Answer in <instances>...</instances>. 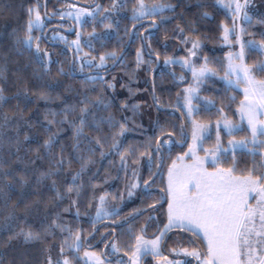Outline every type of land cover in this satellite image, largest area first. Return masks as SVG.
I'll use <instances>...</instances> for the list:
<instances>
[{
  "label": "trees",
  "instance_id": "1",
  "mask_svg": "<svg viewBox=\"0 0 264 264\" xmlns=\"http://www.w3.org/2000/svg\"><path fill=\"white\" fill-rule=\"evenodd\" d=\"M34 1L0 0V264H59L74 258L77 244L81 242L80 251L91 242L86 237L97 224L119 218L117 212L94 221L95 200L107 197L120 204L130 172L135 174L139 165L145 174L148 166L156 170L161 157L158 139L166 149L163 140L185 138L188 122L168 93L186 82L176 74L184 69L179 62L191 59L194 44L220 68L226 52L220 45L223 28L231 25L236 47V34H242L245 63L255 69L262 59L254 45L264 43V0H248L239 13L226 12L220 2L226 0H143L163 7L140 19L131 17L135 0H41L48 26L40 36L38 29H27L26 7ZM75 2L84 5L86 14L80 34L52 26H67L68 19L53 16H64L62 11L76 8ZM145 18H153L147 21L157 27L146 29L142 42ZM29 34L35 37L31 49ZM72 39H79V47L71 46ZM143 46L152 64L140 54ZM154 57L159 66L151 81ZM208 64L213 66L211 59ZM88 69L104 71L83 73ZM255 72L264 80V72ZM150 83L162 109L147 92ZM205 110L210 111L204 114L207 121L219 113L216 107ZM263 139L250 150L230 151L209 167L233 168L237 175L264 174ZM186 144L172 142L168 151H181ZM163 156L161 169L170 159L166 150ZM147 204L144 194L133 199L129 209ZM28 232L38 238L25 241Z\"/></svg>",
  "mask_w": 264,
  "mask_h": 264
},
{
  "label": "snow or ice",
  "instance_id": "2",
  "mask_svg": "<svg viewBox=\"0 0 264 264\" xmlns=\"http://www.w3.org/2000/svg\"><path fill=\"white\" fill-rule=\"evenodd\" d=\"M235 3V11L239 13L247 5L248 0H244V4L239 0H235ZM29 12L30 15L35 12V18L29 19L27 25L30 33L33 25L40 23L41 17L37 10L30 9ZM245 18L247 19L246 13ZM223 31L227 40L230 30L224 27ZM26 39L31 41L32 36L29 34ZM73 43L79 47V39ZM241 49L238 54L241 63L233 65L230 62L226 76L234 74L237 76L236 83L243 82L246 85L243 90L244 99L241 100L238 111L242 118H247L252 139L255 141L257 134L264 136V80L254 78L253 69L243 63V45ZM37 51H39L38 45ZM229 59L231 61V54ZM104 62L105 57L101 56L100 64L103 65ZM255 70L264 72V64L255 66ZM206 71H209L207 67L202 68L199 75H204ZM193 75L196 76L197 73L193 71ZM187 99L190 103L191 97ZM86 110V108L82 109V111ZM189 111L191 112V109ZM224 123L225 127H230L229 121L225 120ZM204 129L203 125H194L193 146L184 156L177 157V160L182 162L185 156H188L192 159V163L177 165L173 162L169 169L168 185L164 190L168 197L167 224L154 240L144 241L143 248L136 247L133 252V264H136L137 253L158 254L160 243L173 229L191 233L196 239L202 237L206 242L203 252L198 248H192L190 251L187 248L182 249L185 256L192 257L198 264H252L257 252L264 251V174L254 176L250 171L247 175L237 176L234 175L233 168L207 171L204 168L206 158L202 159L196 155V142L202 138L200 132ZM217 138L219 140V135ZM235 143L243 145L245 142ZM136 186L134 184L133 188ZM68 191L72 189L69 188ZM252 193H255L253 197L256 199L255 206L249 203ZM131 194L129 192V195ZM100 200L103 202L104 197H100ZM253 237L256 239L253 240ZM36 238L37 235L32 232L24 233L25 241ZM76 239L79 240V236ZM136 239L139 243L142 238ZM148 245L151 247L149 248ZM64 264H69V261L65 260ZM169 264L173 262L169 261ZM175 264L181 262L176 261ZM259 264H264V257L259 258Z\"/></svg>",
  "mask_w": 264,
  "mask_h": 264
},
{
  "label": "rangeland",
  "instance_id": "3",
  "mask_svg": "<svg viewBox=\"0 0 264 264\" xmlns=\"http://www.w3.org/2000/svg\"><path fill=\"white\" fill-rule=\"evenodd\" d=\"M46 0H43V2ZM222 7L226 12H234L236 3L235 0H226L220 1ZM141 4L143 7H141ZM163 6L161 5H153L148 6L145 4L143 0H135L133 7L131 8L133 14L131 17L134 19H140L141 17L147 15H156L157 12ZM34 9L37 10L40 14L41 21L38 25H33L32 30L38 29V35L42 33L44 29L48 26V23L42 18L41 15V0H35L32 4L26 7L28 19L35 18V12H32L30 15L29 10ZM62 14L67 18L71 19L74 22L76 34H80V26L83 21L86 20L85 9L77 5L76 8L73 9H66L62 11ZM238 17V16H237ZM238 26V23H237ZM232 26L229 25V34L227 40L224 38V31L222 33L223 40L220 42V45L226 47V52L223 54L222 61L220 68L216 66V60L213 59L208 53H204L203 50L200 48L194 47L191 52V59L185 58L180 63L183 71L177 72L176 76L181 80L186 78V82L183 84H176L177 91L175 93H168V97L172 96L173 103L180 109L182 114L185 116L188 124H187V134H188V141L186 146L181 151H174L169 152L168 149H171L172 142L170 139L163 140L165 145V150L167 155L170 156V159L166 161V164L160 171L159 180L160 185L162 187V199L164 197V205L161 208V212L163 213L165 220L160 225V231L164 229L165 224H167V208H168V197L167 193L164 191L168 185V173L169 169L172 167L173 162H176L177 165L183 164H190L192 163V159L188 156H185L184 160L181 162L177 160V157L184 156L185 153L188 152L189 148L193 146V138L192 133L194 130V125H203L205 129L200 132L201 139L196 142V155L200 158H206V162L204 164V168L209 172H214L217 169H226L222 168L221 166L209 167V165L214 166L218 164V162L227 156L230 151L233 150H250L255 148V145H258L261 140V136L257 134L255 141L252 139L251 129L248 125L247 118H242L240 112L238 111L240 107L241 100L244 99V88L246 85L243 82L236 83L237 76L234 74L226 76V73L229 72V64L230 62L233 65L240 64L241 61L238 59V54L241 52V45L243 43L242 34L239 32L236 34L238 47H236V41L232 40L231 37V28ZM239 27V26H238ZM224 29V28H223ZM240 29V28H239ZM63 38H67L66 35L61 34ZM28 41V40H27ZM35 41V37H32L31 41H28V47L31 49L33 43ZM74 39L71 41V46H75ZM254 47L259 50L262 54V59L255 65L264 64V43H257ZM44 53H48L47 47L45 45L42 46ZM193 53H195L193 55ZM231 54V61L229 56ZM211 59L213 66L208 64V61ZM174 61H169V64H173ZM243 63L246 64L249 68L253 69V76L256 80H263L261 76L255 72L253 64L245 63V59H243ZM207 67L209 71H206L204 75H199V72L202 68ZM172 70V65H171ZM193 71L197 73L196 76L193 75ZM188 80V81H187ZM174 85V84H173ZM188 89H192L193 91L189 92L186 91ZM225 94V95H224ZM188 97H191L190 103L188 102ZM226 101H225V100ZM217 101V102H216ZM212 107H216L217 109V116H214L213 121L205 120L204 114H210V111H206L205 109H210ZM228 107V108H227ZM191 109V112L189 111ZM230 114V115H229ZM225 120L230 122V127H225ZM219 135V140H218ZM264 140V139H263ZM233 141L234 143H229ZM244 141L243 145L236 144L235 142ZM122 151V150H121ZM143 168L142 165H139ZM145 167V166H144ZM142 168H137V172L134 174L130 172L128 175L129 181L126 185V192H124V197L121 199V203H117L115 200H110L108 202V198L105 197L103 202H101L100 198L95 200L94 203V221L99 220L103 217H110L111 215H115L120 209L119 207L123 204H127L128 206H132L133 199H134V192H140L142 190V185L144 180L148 178L154 170L151 169L149 166L146 168V174L143 173ZM150 168V169H149ZM153 168V167H152ZM261 175V174H260ZM137 185L133 188V185ZM141 188V189H140ZM129 192L132 194L129 195ZM105 196V195H104ZM255 193L250 194L249 203L253 206L256 204ZM115 202L112 203L111 202ZM118 204V205H116ZM140 208L135 209V211L139 210ZM95 227V226H93ZM142 239L138 243H136V247L140 246L143 248L144 241H151L149 239H145L144 236H140ZM156 238V237H155ZM202 239V237H201ZM256 238L253 237V240ZM154 240V239H152ZM203 240V239H202ZM205 242V241H203ZM81 246V242L77 244L74 248V258L68 257L63 259L59 262V264H64L65 260L69 261V264H80L78 263L77 259L85 258L87 262L91 264H101L99 263L100 259L96 258V256L87 249H82L79 251ZM150 247V245H148ZM85 248V247H84ZM136 249V248H135ZM88 253V255H85ZM140 253H137V255ZM258 257H262L264 255V251L257 252ZM132 257V264H133ZM77 261V262H76ZM255 258L252 261V264H255ZM83 264V263H81ZM136 264L137 257H136ZM160 264V263H159Z\"/></svg>",
  "mask_w": 264,
  "mask_h": 264
},
{
  "label": "flooded vegetation",
  "instance_id": "4",
  "mask_svg": "<svg viewBox=\"0 0 264 264\" xmlns=\"http://www.w3.org/2000/svg\"><path fill=\"white\" fill-rule=\"evenodd\" d=\"M74 4L78 5L77 2H75ZM53 17L56 19L65 18V20L68 19L69 21H71V19L67 17L58 15V13ZM152 19L153 18L143 19L146 22L141 25L142 29L140 30L139 34L142 42L143 32L146 29L149 30L152 27V24L149 22L152 21ZM68 20L65 21L67 22V26H58L56 23H54L52 26L66 31V29L71 26ZM136 51H138V49ZM139 52L141 55L146 54V56L150 59V64H152L153 57L145 51L144 46L141 47ZM113 62L114 61H112L111 64H113ZM152 69L153 66H151V70ZM103 71L104 69H88L83 73L90 75H101L100 73H102ZM148 90L150 96L152 97L153 89L151 83L149 85V88H147V92ZM171 138L172 142L176 140L173 137ZM158 149L160 154L163 155L165 149L160 146L158 147ZM153 174L146 178L142 185V190H144V194H146L147 199H149V204L141 207L137 211H135V209L130 210L129 208L131 206L121 208L116 214L119 216V218L113 217L111 219H105L104 222L107 223H105L104 225H101L100 223L97 224L96 229L86 237V240H90L91 242L85 243L84 249L90 250L96 256V258L100 259L99 263L132 264L133 252L135 251L137 243L136 238L144 236L145 239L152 240L160 234V225L163 223V219L165 220V217L163 214V219L160 217V214L162 212L158 207L161 204L165 203V199L164 197L162 199V196L160 198V195L162 194V187L160 185V182L158 181V174L155 177H153ZM145 182H148V184L146 185ZM144 194L141 191L138 193L135 191L134 199L138 200L140 197H144ZM123 214L127 215L122 217ZM184 248H187L189 251L192 250V248H198L201 252H203L206 248V244L204 242V246H202L201 241L199 239H196V237H194L191 233L182 232L179 229H173L172 231H169L163 238L162 242L159 245L158 254H153L151 252H142L137 255V263L169 264V261H172L173 264H175L176 261H180L181 264H184V262H190V264H198V262L192 257H187L183 254L182 249ZM173 249H175L176 251L174 252ZM165 257L167 259H165ZM77 260L81 261L79 262L80 264L92 263L87 262L85 258Z\"/></svg>",
  "mask_w": 264,
  "mask_h": 264
},
{
  "label": "water",
  "instance_id": "5",
  "mask_svg": "<svg viewBox=\"0 0 264 264\" xmlns=\"http://www.w3.org/2000/svg\"><path fill=\"white\" fill-rule=\"evenodd\" d=\"M44 2H45V1H44ZM95 2H96V0H95ZM95 2H94V3H95ZM91 5H93V4H91ZM44 18H45L46 20H49V19H50V17L46 14L45 7H44ZM153 24H154L153 28H156V27H157V23L153 21ZM135 26H136V24L133 25V27H132V29H131V32L133 31V28H134ZM66 31H67L68 33L73 32V31H74V27H73V25H71V27H70L69 29H67ZM50 43H52V42H50ZM128 43H129V41H128ZM128 43H127V45H128ZM124 50H125V49H124ZM124 50H122V52L120 53V55L124 52ZM154 58L156 59V63H155L154 68L152 69V75H151L152 80H153V77H154V73H155L157 67L159 66V58H157V57H154ZM114 63H115V62H114ZM114 63H113V65H114ZM113 65H112V66H113ZM110 68H111V67H110ZM110 68H109V69H110ZM152 99H153V102H154L155 106H156L158 109H162V107L156 102L154 92H153ZM187 138H188V136L186 135V137H185V139H184L183 141L176 142V144H177L179 147H182V146L186 143ZM158 145H159V140H158ZM162 162H163V157L161 158V160H160V162H159V164H158V167H157V169H156V172H155V174H154L153 176H155V175L159 172V170H160V168H161V165H162Z\"/></svg>",
  "mask_w": 264,
  "mask_h": 264
},
{
  "label": "crops",
  "instance_id": "6",
  "mask_svg": "<svg viewBox=\"0 0 264 264\" xmlns=\"http://www.w3.org/2000/svg\"><path fill=\"white\" fill-rule=\"evenodd\" d=\"M222 167V166H221ZM222 168H224V167H222ZM227 169V168H226ZM234 175H237V174H234ZM247 175V174H246ZM237 176H242V175H237ZM205 244H206V242H205ZM262 257H264V255L262 256ZM255 264H259V257H258V254H256V258H255Z\"/></svg>",
  "mask_w": 264,
  "mask_h": 264
},
{
  "label": "bare ground",
  "instance_id": "7",
  "mask_svg": "<svg viewBox=\"0 0 264 264\" xmlns=\"http://www.w3.org/2000/svg\"><path fill=\"white\" fill-rule=\"evenodd\" d=\"M151 81H153V80H151ZM152 84V83H151ZM153 86V85H152Z\"/></svg>",
  "mask_w": 264,
  "mask_h": 264
}]
</instances>
